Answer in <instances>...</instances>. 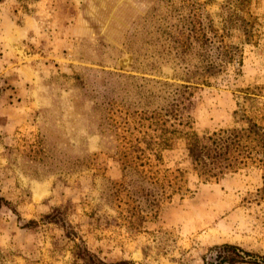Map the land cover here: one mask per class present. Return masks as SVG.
<instances>
[{
  "label": "rangeland",
  "instance_id": "obj_1",
  "mask_svg": "<svg viewBox=\"0 0 264 264\" xmlns=\"http://www.w3.org/2000/svg\"><path fill=\"white\" fill-rule=\"evenodd\" d=\"M202 35L242 63L196 85L194 129L239 126L238 103L264 125V0H0V264H87L76 244L106 263L228 264L224 243L264 262L262 168L201 183L177 138L160 167L189 192L155 211L156 187L124 168L138 114L205 63Z\"/></svg>",
  "mask_w": 264,
  "mask_h": 264
},
{
  "label": "trees",
  "instance_id": "obj_2",
  "mask_svg": "<svg viewBox=\"0 0 264 264\" xmlns=\"http://www.w3.org/2000/svg\"><path fill=\"white\" fill-rule=\"evenodd\" d=\"M199 41L205 63L196 69L195 76H187L186 84L175 87L171 101L165 107L159 111L137 115L141 137L135 140L136 145L131 151L125 152L124 155L126 158L131 157L125 160L124 168L129 167L131 163H137L142 168L138 170L140 181L149 180L150 184L156 187L149 196L154 211L162 201L169 200L173 195L189 192L185 170L160 167L163 164L162 152L171 149L177 138L185 140L192 170L201 183L218 182L225 175L249 165L260 167L264 171V125L247 114L243 103H238V108L234 111L235 122L239 123V126L206 130L203 133L194 129L191 109L194 105L193 90L196 85L206 84L210 77L218 76L230 64L234 68L233 72L240 74L242 63L240 49L224 36L218 35L213 39L202 35ZM212 48L218 50L216 56L207 53ZM256 195L259 199L264 198V172L262 186L257 189ZM67 234L70 237L69 233ZM76 247L78 248L75 257L84 259L87 264L129 263H106L86 247H83V250L79 244H76ZM215 248L218 249L217 257L220 263L264 264L254 258L252 253L234 244L224 243Z\"/></svg>",
  "mask_w": 264,
  "mask_h": 264
}]
</instances>
